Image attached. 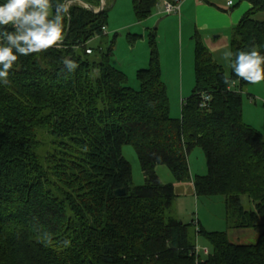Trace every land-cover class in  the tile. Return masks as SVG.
I'll list each match as a JSON object with an SVG mask.
<instances>
[{"label":"trees","instance_id":"16d2710c","mask_svg":"<svg viewBox=\"0 0 264 264\" xmlns=\"http://www.w3.org/2000/svg\"><path fill=\"white\" fill-rule=\"evenodd\" d=\"M160 1L133 0L137 20L149 19ZM248 1L252 9L232 31L231 63L252 48L264 56V0ZM107 17L106 9L73 4L62 42L19 56L9 83H0V264H264V133L243 120V91L252 84L231 67L226 85L197 34L195 88L182 117L172 118L156 31L149 67L137 73L139 91L111 66L112 47L92 57L88 44L105 36ZM64 59L78 66L70 72ZM204 96L210 100L201 107ZM124 146L137 154L142 186L133 184ZM197 147L207 173L193 178ZM161 167L174 182L161 180ZM186 183L199 198L223 197L230 229L258 232L257 242L235 244L201 227L193 235L170 215ZM123 188L126 196L116 197ZM201 237L213 247L205 259Z\"/></svg>","mask_w":264,"mask_h":264},{"label":"rangeland","instance_id":"374dc122","mask_svg":"<svg viewBox=\"0 0 264 264\" xmlns=\"http://www.w3.org/2000/svg\"><path fill=\"white\" fill-rule=\"evenodd\" d=\"M103 2L105 4L104 9L107 10L108 14L106 35L104 37H97L88 44L89 47L95 50L92 57L99 55V48H102L107 53L112 47L113 53L110 57L111 66L126 74L129 88L139 91L141 84L137 78V73L139 70H144L149 67L151 53L149 46L150 35L151 32L156 31L157 34L158 31L156 28H151L152 23L150 24L151 26L147 24L148 20L143 22L137 20L133 0H103ZM234 3L235 6L232 10L234 12L240 11L242 15L233 28L249 12L251 5L248 0H234ZM160 6L162 8L164 7L163 4ZM166 18H171V16H166ZM233 28L228 31H221L223 33H212L204 30L198 31L203 45L211 52L214 60L222 66L225 74L228 76L231 75V57L225 59L224 53L231 51L230 43ZM167 31L170 32L169 37L174 36L173 25L172 27L168 26ZM156 40L163 64L162 80L168 89L170 115L172 118L180 119L182 117L184 100L181 98V77L184 75L186 97L192 96L195 88V40L191 39L193 53H190V59L187 44L185 43V70L184 74L180 72L179 75L169 73L167 68V63L171 59L175 48L173 45H170L169 50L164 53L160 46L161 43L158 41V36ZM144 61L146 65H143ZM243 120L248 126L264 133V80L252 84L243 91ZM122 153L132 166L133 184L135 186H142L144 184V175L135 150L131 146H124ZM190 167L193 178L197 175L200 176L207 173L206 158L201 148L197 147L191 153ZM158 173L163 182H174L170 171L166 167L159 168ZM177 195V200L170 211V215L187 225H191L190 231L193 235L197 227H201L208 233H227L230 242L235 244L251 245L257 242L260 235L258 232L253 230L239 232L238 230L230 229L226 219V208L223 197L199 198L193 192V186L190 183L183 184L182 188L178 189ZM243 204L245 207H250V203L247 200H243ZM197 241L198 255L202 259L208 256L205 251L213 254V247L208 240L201 237Z\"/></svg>","mask_w":264,"mask_h":264},{"label":"clouds","instance_id":"9594fccd","mask_svg":"<svg viewBox=\"0 0 264 264\" xmlns=\"http://www.w3.org/2000/svg\"><path fill=\"white\" fill-rule=\"evenodd\" d=\"M70 7L71 0H6L0 4V83H9V70L19 56L45 52L62 42L64 19ZM8 25L11 31L3 27ZM231 56V51L224 53L225 59ZM63 63L70 72L78 66L71 59ZM231 67L237 77L248 83L264 80V56L256 48L236 53ZM223 79L226 85L230 83L227 74Z\"/></svg>","mask_w":264,"mask_h":264},{"label":"crops","instance_id":"0c3cea01","mask_svg":"<svg viewBox=\"0 0 264 264\" xmlns=\"http://www.w3.org/2000/svg\"><path fill=\"white\" fill-rule=\"evenodd\" d=\"M161 4L164 5V0L160 1L158 6L153 11L152 16L147 19V24L151 26L150 24L152 23L151 28H156L158 31V41L161 43L160 46L162 47L164 53L169 50L170 45H173L175 48L171 59L168 63L166 62L169 73H176L175 75H179L180 72L184 74L185 48L187 46L190 59V53H193L192 40L198 34V31L204 30L212 33H223L221 31H228L232 29L238 23L242 15L240 11L234 12L232 9H227L224 0H183L180 12L173 15H166L164 7L162 8L160 6ZM251 9L252 5H250L249 10ZM166 16H171V18H166ZM172 25L174 28V36L169 37L170 32L167 31V28L168 26L172 27ZM143 65H146L145 61ZM161 65H163L162 60ZM181 83V98L184 99V102L189 98V96H185L184 75L181 77ZM180 188H182V185L177 186V192Z\"/></svg>","mask_w":264,"mask_h":264},{"label":"built area","instance_id":"2783aa9c","mask_svg":"<svg viewBox=\"0 0 264 264\" xmlns=\"http://www.w3.org/2000/svg\"><path fill=\"white\" fill-rule=\"evenodd\" d=\"M224 1H225V6L227 9H232L235 6L234 0H224ZM182 2H183V0H173L172 2L164 1L165 14L166 15L178 14L180 12V7H181ZM73 4H79V5H82L83 7L87 8V5L81 1H71V6ZM104 6H105V4L103 2L99 9H104ZM103 30H104V35H106V28H104ZM87 54H89V55L93 54V50L88 49ZM235 86H236V83H233V85L231 87H235ZM203 100L204 101L201 104V107L206 106V103L210 100V97L204 96ZM205 253H206V255H209L208 251H205Z\"/></svg>","mask_w":264,"mask_h":264},{"label":"water","instance_id":"95a60500","mask_svg":"<svg viewBox=\"0 0 264 264\" xmlns=\"http://www.w3.org/2000/svg\"><path fill=\"white\" fill-rule=\"evenodd\" d=\"M102 3H103V0H102ZM87 9H89L91 12H93L95 14H98V13L103 11V9H99L97 11L93 6H90V5H87ZM70 28H71V22L69 21L68 32H69ZM114 194H115L116 197H124L127 194V190L125 188L119 189V190H116Z\"/></svg>","mask_w":264,"mask_h":264}]
</instances>
